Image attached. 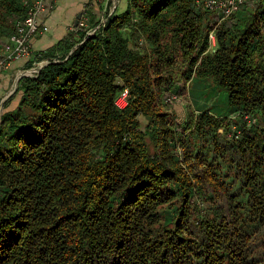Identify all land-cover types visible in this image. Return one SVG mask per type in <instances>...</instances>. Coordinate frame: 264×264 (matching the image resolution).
Returning <instances> with one entry per match:
<instances>
[{
    "label": "trees",
    "instance_id": "obj_1",
    "mask_svg": "<svg viewBox=\"0 0 264 264\" xmlns=\"http://www.w3.org/2000/svg\"><path fill=\"white\" fill-rule=\"evenodd\" d=\"M25 15L0 0V51ZM105 19L4 102L0 264H264V0L228 18L126 0Z\"/></svg>",
    "mask_w": 264,
    "mask_h": 264
},
{
    "label": "crops",
    "instance_id": "obj_2",
    "mask_svg": "<svg viewBox=\"0 0 264 264\" xmlns=\"http://www.w3.org/2000/svg\"><path fill=\"white\" fill-rule=\"evenodd\" d=\"M90 7L101 8V14L112 8L117 13H122L126 9V0H43V10L36 20L39 27L46 30L39 32L31 40L33 57H39L72 33L83 13ZM30 61L14 62L6 71H0V105L6 101L15 79L19 73L26 71Z\"/></svg>",
    "mask_w": 264,
    "mask_h": 264
},
{
    "label": "built area",
    "instance_id": "obj_3",
    "mask_svg": "<svg viewBox=\"0 0 264 264\" xmlns=\"http://www.w3.org/2000/svg\"><path fill=\"white\" fill-rule=\"evenodd\" d=\"M254 1L255 0H197V4L213 14H220L223 18H228L239 6ZM21 2L26 8V15L23 21L17 24L15 33L9 37L2 51H0V71H6L12 63L17 61H33L34 57L31 49V40L36 34L46 30L41 29L36 20L37 15L43 10V0H21ZM110 13L112 12L110 11ZM87 21L86 13H83L73 32H85L86 36H91L104 25L106 19H101L99 25L95 29H88ZM209 39L212 42L214 41L213 34L209 35ZM44 62L47 61H41L39 63L33 62L32 68L26 70L28 72L25 73V71H23L19 73L17 77H26V75L35 77L38 74L39 65ZM126 97L127 90H123L115 101L118 109H124L126 106Z\"/></svg>",
    "mask_w": 264,
    "mask_h": 264
},
{
    "label": "rangeland",
    "instance_id": "obj_4",
    "mask_svg": "<svg viewBox=\"0 0 264 264\" xmlns=\"http://www.w3.org/2000/svg\"><path fill=\"white\" fill-rule=\"evenodd\" d=\"M110 10L112 11L113 9H109L107 13L104 12L103 14H101L100 20L101 19L103 20L106 16H108L109 13H110ZM37 59H38V57H35L33 59V61L36 62ZM36 63H39V62H36ZM31 64H32V61H30L28 63V66H26V70H29V69L32 68ZM172 101H173V112L176 115V122L177 123H184V121L187 118L188 114L193 112L192 108H191V106H192L191 102H189L188 99L180 98V97H178V98L173 97ZM15 103H16V101H14L12 105H15ZM212 104L214 105L213 100H212V102L211 101L207 102L206 107H210ZM5 106L6 105L4 103H2V105H0V116L3 113V109H4ZM141 121H142V124H145V121L143 120V118H141Z\"/></svg>",
    "mask_w": 264,
    "mask_h": 264
},
{
    "label": "water",
    "instance_id": "obj_5",
    "mask_svg": "<svg viewBox=\"0 0 264 264\" xmlns=\"http://www.w3.org/2000/svg\"><path fill=\"white\" fill-rule=\"evenodd\" d=\"M113 10H114V8H112ZM112 10V11H113ZM111 11V12H112ZM111 15V13H109V15L108 16H110ZM80 17V16H79ZM78 17V18H79ZM48 64V62H44V63H41L40 65H39V67H38V73H39V71L44 67V66H46ZM26 72H28V71H25V73ZM22 76H19V77H17L16 79H15V82H14V86H13V88H12V90H11V92L8 94V96L5 98L6 100L13 94V92L15 91V89L17 88V85H18V80L21 78ZM26 77H29V76H27L26 75Z\"/></svg>",
    "mask_w": 264,
    "mask_h": 264
}]
</instances>
